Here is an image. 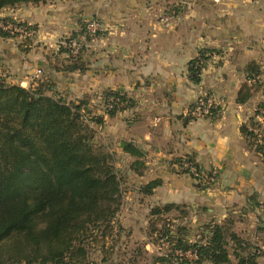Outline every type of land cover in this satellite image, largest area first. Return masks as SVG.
Returning <instances> with one entry per match:
<instances>
[{
  "label": "crops",
  "instance_id": "obj_1",
  "mask_svg": "<svg viewBox=\"0 0 264 264\" xmlns=\"http://www.w3.org/2000/svg\"><path fill=\"white\" fill-rule=\"evenodd\" d=\"M163 15L170 17L168 23L159 21ZM87 17L106 29L85 48L92 54L88 69L65 84L77 99L112 90L133 100L132 108L113 118L103 114L104 136L119 146L121 159L114 165L124 182L121 207L132 218L129 226L138 229L144 251L163 249L152 243L145 226H180L194 233L217 224L227 230L230 254L255 250L256 263L264 264L259 208L264 207V152L242 132L256 122V143L264 144H259L264 125L258 126L255 114L264 104V0H53L6 7L0 18L30 24L36 35L30 43L0 36V76L27 88L38 69L44 73L54 45L76 33L79 20ZM201 50L211 52L195 83L188 63ZM205 93L217 98L220 114L193 120L188 111ZM129 145L143 153L139 173L131 170L134 158L123 151ZM186 155L195 156L208 179L197 182L166 165ZM155 181L160 185L144 194L141 188ZM168 205L175 207L152 214ZM229 259L237 264L232 255Z\"/></svg>",
  "mask_w": 264,
  "mask_h": 264
},
{
  "label": "trees",
  "instance_id": "obj_2",
  "mask_svg": "<svg viewBox=\"0 0 264 264\" xmlns=\"http://www.w3.org/2000/svg\"><path fill=\"white\" fill-rule=\"evenodd\" d=\"M49 1L53 0H0V10ZM0 23L17 24L8 19ZM83 30L84 23L70 37L75 38ZM0 36L17 34L0 29ZM84 50L82 47L74 57L68 55L67 49L61 48L59 53L68 56L69 63L84 72L85 67H76ZM210 52L201 50L188 63L191 81L198 82L201 70L196 64L200 60L205 63ZM43 82L47 80L23 88L8 84L0 76V264H88L85 244L89 239L112 237L124 182L114 165L113 154L92 144L94 126H103L104 115L92 114L85 101L66 103L49 95ZM100 99L108 118L134 106L120 91L106 90ZM259 109H264V104L259 105L256 116ZM256 127L257 123L252 121L250 128H242V132L251 146L264 152V144L256 143ZM123 151L134 158L131 170L141 172L143 153L130 145ZM183 162L201 169L194 155L173 158L168 164ZM159 185L155 181L141 189L148 195ZM174 207H157L152 214L159 215ZM38 218H46L47 223L42 230L34 231ZM116 227L118 234L120 227ZM151 228L152 243L155 234L160 233V240L172 251L156 259L157 263L164 264L169 257L184 261L189 254L195 258L188 264H229L230 255L237 264H257L255 250L245 255L235 251L230 254L224 236L227 230L220 225L205 224L194 234L192 242L187 239L190 230L184 227L173 230L162 224L157 229L154 223ZM229 238L236 244L242 243L233 233H229Z\"/></svg>",
  "mask_w": 264,
  "mask_h": 264
},
{
  "label": "rangeland",
  "instance_id": "obj_3",
  "mask_svg": "<svg viewBox=\"0 0 264 264\" xmlns=\"http://www.w3.org/2000/svg\"><path fill=\"white\" fill-rule=\"evenodd\" d=\"M88 19H92V17L91 18L87 17L85 19L83 18L79 20L78 23L79 28L76 33H78V31L81 29V26L84 23V21ZM76 33L74 34L72 33L71 35L69 34V37L75 35ZM27 42L30 43L29 41ZM88 45L89 43L86 46ZM85 48L86 47H84V49ZM86 50H84L83 55L81 56L78 65L76 66V67H85L84 72L88 69L87 66L90 63L89 60L92 57V54H87ZM53 51L54 49L50 50V54L47 58L48 63L45 65L46 67L44 68V73L42 71L39 78L34 79L30 85L36 82L41 83L42 80L43 81L47 80V82H43V83L46 89H48L47 93L49 95H54L56 98L62 99L66 103H78L80 101H85L87 102L89 111H91L92 114L103 115L105 107L100 99V95L102 93L99 95L86 94L77 99L75 94L71 92L70 89L67 88L65 83L69 82V77L72 74H78V77H74V81H75L76 78L80 79V74H83L84 72H80L78 69L74 68V65L69 63L70 60L68 56L61 54L59 52L55 53ZM30 85L27 88H29ZM94 127L96 129V135L92 142L93 147H95L96 149H106V150L113 149L114 152L112 154L114 156V162L116 160L120 161L121 158L120 155L118 154L119 146L116 145V143L109 144L107 137L104 136V124L101 127H97V126ZM108 151L110 152L111 150ZM128 216H129V212L125 211L120 206L117 215L113 221V226L115 228L112 237L111 235H109L105 237V239L104 236L95 237L94 239H89V242L85 244L87 245L88 264H156V259H158L159 257H163L164 254L166 255L172 252L170 251L169 246L165 245L164 240H160L161 239L160 233L155 234L156 237L153 238L154 244L163 248L162 251L159 252L160 254L156 250H153V252L151 253L144 251V249L142 248L143 241L138 237L139 235L138 229L134 228L133 230L132 227L129 226V224L131 223L129 219L132 218H130L131 216H129L128 218ZM176 222L180 223L179 221ZM46 223H47L46 218H38L34 222V228H33L34 231L42 230L46 226ZM116 226L120 227L118 234L116 232L117 231ZM147 228L148 227L145 226L144 228L145 231L147 233L150 232L151 234L152 228L151 227H149L148 229ZM175 228L176 226L173 227V230H175ZM129 230L131 233H129ZM132 230L134 231L133 234H132ZM196 232L197 231H195L194 233H190V235L193 236L194 234H196ZM162 244H164V246ZM185 260L178 261L175 260L173 257H169V260L164 264H185L188 261L191 262L192 260H194V257L187 255ZM158 264H162V263H158Z\"/></svg>",
  "mask_w": 264,
  "mask_h": 264
},
{
  "label": "built area",
  "instance_id": "obj_4",
  "mask_svg": "<svg viewBox=\"0 0 264 264\" xmlns=\"http://www.w3.org/2000/svg\"><path fill=\"white\" fill-rule=\"evenodd\" d=\"M215 2L217 0H214ZM170 17L168 15H163L159 18V21L162 23H168ZM0 29L8 32L9 34H17L18 37L24 40H32L36 35V29L26 23H0ZM106 29V25H104L101 21L96 19H88L84 21V32L81 34H77L75 38L67 37L65 39L60 40L58 43L54 45V49L59 52L61 48L67 49L69 51V56L78 55L81 48L86 47V45L92 42L99 34L104 32ZM68 40V41H67ZM197 67L200 68L201 72L204 68V62L198 61L196 64ZM41 74V70L38 69L34 75L33 79L39 78ZM201 74V73H200ZM199 74V76H200ZM220 112L218 109V100L213 94H202L200 95L195 102L192 104V107L188 111V116L191 119H213L219 116ZM258 118V126L264 125V109H259ZM259 133V132H258ZM260 137H264V133L260 134ZM260 141V140H259ZM262 141L259 142L261 144ZM169 161L166 162V165L172 169H174L178 174H184L192 177L197 182H202L208 179L207 175H205L201 169L196 168L194 165L183 162L182 165L179 164H168ZM215 168H212V174H214ZM260 210L264 211V207L260 205ZM189 255V254H188ZM194 257V255H190ZM195 258V257H194Z\"/></svg>",
  "mask_w": 264,
  "mask_h": 264
},
{
  "label": "water",
  "instance_id": "obj_5",
  "mask_svg": "<svg viewBox=\"0 0 264 264\" xmlns=\"http://www.w3.org/2000/svg\"><path fill=\"white\" fill-rule=\"evenodd\" d=\"M121 146L123 147L124 145H123V144H121Z\"/></svg>",
  "mask_w": 264,
  "mask_h": 264
}]
</instances>
